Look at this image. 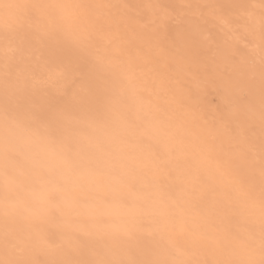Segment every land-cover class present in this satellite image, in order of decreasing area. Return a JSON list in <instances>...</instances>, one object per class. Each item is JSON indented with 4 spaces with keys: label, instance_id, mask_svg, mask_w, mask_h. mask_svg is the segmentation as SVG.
I'll return each mask as SVG.
<instances>
[{
    "label": "snow or ice",
    "instance_id": "snow-or-ice-1",
    "mask_svg": "<svg viewBox=\"0 0 264 264\" xmlns=\"http://www.w3.org/2000/svg\"><path fill=\"white\" fill-rule=\"evenodd\" d=\"M0 264H264V0H0Z\"/></svg>",
    "mask_w": 264,
    "mask_h": 264
}]
</instances>
